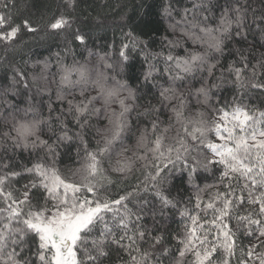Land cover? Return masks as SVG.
<instances>
[{
  "label": "snow or ice",
  "instance_id": "obj_1",
  "mask_svg": "<svg viewBox=\"0 0 264 264\" xmlns=\"http://www.w3.org/2000/svg\"><path fill=\"white\" fill-rule=\"evenodd\" d=\"M180 3L165 0L161 15L170 21L167 28L173 34L179 32L200 50L185 48V55H174L180 41L164 37L167 53L152 52L151 37L145 40L129 30L118 58L109 62L111 54L100 55L95 70L87 63L65 65L57 53L58 72L51 73L50 80L47 59L37 62L41 65L39 73H30L10 61L8 54L16 50L22 30L35 33L39 28L28 19L16 23L15 3L0 2V48L4 51L0 66L11 72L0 77V118L9 127L0 133V147L5 153L9 147L13 152L17 148L43 151L22 171H8L10 164L2 165L0 264H32V257L37 264H103L112 246L127 255L120 264H163L171 250L161 246L162 235L152 236L143 230L150 201L141 193L152 192L163 213L164 208L176 206L162 187L173 171L187 172L191 183L201 171L213 169L219 170V183L225 191L212 193L204 201L201 193L216 186H197L196 214L187 209L180 213L191 223L185 225L182 238H177L181 247L174 254L175 264H185L189 256V264H233L238 248L243 258L236 264H264V111L240 103L211 107L213 90L224 82L241 93L264 92V53L253 64L251 47L233 48L228 55L234 59L227 67L221 63L229 44L247 42L250 34L259 33L260 47L264 48V0L260 8L253 7L250 0H184V5L178 6ZM72 4L73 0H68V5ZM71 24L62 13L51 18L46 27L51 32H63ZM72 39L86 44V35L79 30ZM130 52L143 56L141 76L158 89L159 107L149 101L137 111L142 107L135 103L138 89L127 80L117 79L130 67ZM100 66L115 75L109 77ZM158 74L162 83L156 80ZM57 75L56 101L67 104L59 110L53 107L50 88ZM226 76L231 80L226 81ZM109 79L115 83L109 84ZM76 89L83 99H68ZM92 91L95 95L89 94ZM45 94L49 95L47 116L43 115ZM114 104L119 110L112 107ZM205 106L215 113L212 119L201 110ZM165 111L169 115L162 120ZM53 112L57 114L53 116ZM132 112H137L138 121L144 119V126L137 127L135 148L129 156L124 141L134 135L129 119ZM101 117L107 120L103 128L92 123ZM92 128L99 139L97 147L89 150L85 133ZM45 130L48 139L42 138ZM76 140L83 146V155L78 149V167L66 177L57 166L58 149ZM113 155L120 157L115 164ZM135 171H140L143 179L137 177L131 190H123L112 199L106 190L117 181L109 173L128 178ZM22 176L31 179L22 189L12 187ZM36 190L42 193L43 204H33ZM245 203L250 207L241 214ZM151 211L155 215V204ZM233 219L235 227L230 223ZM30 235L38 244L32 256H25ZM146 237L152 241L151 249L161 246L159 253L140 248ZM241 237L249 241L246 248L238 243Z\"/></svg>",
  "mask_w": 264,
  "mask_h": 264
},
{
  "label": "trees",
  "instance_id": "obj_2",
  "mask_svg": "<svg viewBox=\"0 0 264 264\" xmlns=\"http://www.w3.org/2000/svg\"><path fill=\"white\" fill-rule=\"evenodd\" d=\"M0 2H2V0H0ZM12 2H14L16 6L13 11L18 15L16 23H20L23 19H28L33 27L39 28V31L28 33L26 30H22L16 50L8 54L9 59L14 64L26 67L30 73H39L41 65L37 64V62L47 59L51 65L49 70L50 80L51 73L58 72L57 53H59L60 59L65 65L71 66L75 61L80 64L87 63L91 70H95L99 65L100 55H104L105 53L111 54V60L109 62H113L118 58L121 45L127 42L124 34L129 30L145 40L151 37L149 49L152 52L164 51L167 53L168 47L166 41L163 39L164 37L170 40L180 41V46L173 49L174 55H185V48L200 50L198 46L193 45L191 41L185 40L179 32L173 34L167 28V24L170 21L166 20L161 15L162 4L165 0H73L71 6L68 5V0H9V3ZM220 2L223 3V0H220ZM250 2L253 7L260 8L262 6V0H250ZM183 5L184 0H181L178 6ZM62 13L72 20L71 27L63 32H51L48 30L46 27L47 22L51 18L58 17ZM77 30L86 35L85 45H81L79 42L72 39V34ZM249 47L252 48L255 55V59L252 60V63L255 64L256 60L260 59V54L264 53V48L260 47L259 33H255L254 35L250 34L247 38V42L229 44L228 49L225 51V56L221 61L222 66L227 67L228 62L234 59L233 56L228 55L230 49L243 48L247 50ZM68 49L71 50L69 51ZM89 53L92 55H89ZM3 55L4 51L0 48V56ZM129 55L132 58L130 67L125 74L117 76V79L127 80L131 87L138 89L139 99L135 103L140 104L142 107L137 109V111H142L143 106H147L149 101L151 104L159 107L157 102L158 89L153 86L152 81L145 82L141 76V71L145 67L143 56L137 52H130ZM24 62L27 63L25 64ZM34 64L36 67L33 68L32 65ZM158 67L162 68L163 64L159 63ZM100 70L106 71L109 77L115 75V73L104 69L102 66H100ZM258 71L260 70L258 69ZM6 74L11 75L10 70H6L5 67L0 66V77H4ZM216 75H219L218 71ZM156 80L162 83L163 77L158 74ZM227 80H231V77L226 76V81ZM58 82L59 76L57 75L56 83L50 84V88L52 89L51 101L53 102V107L57 110L61 107L67 108L66 103L61 104L56 101L55 89ZM114 83V81L109 79V84ZM89 94L95 95V91ZM121 95H126V93H122ZM73 98L76 100L83 99L79 96V89H76L73 95L68 96V99ZM43 100L45 103L43 115L47 116L48 111L46 105L49 101V95L45 94ZM129 103L132 102L129 101ZM234 103L248 105L252 109L264 111V92L249 90L245 93H241L228 82L222 83L220 88L213 90V98L211 101L212 108L230 106ZM193 104H195V101H193ZM112 107L119 110L118 105L114 104ZM201 110L206 113V118L208 119H212L215 116V113L207 106L202 107ZM0 111H3V109H0ZM6 114L7 113H5V115ZM56 114V112L52 113L53 116ZM168 115L169 113L165 111L161 119H166ZM29 119H31V116ZM129 119L133 123L134 135L131 139H125L124 147L130 149L126 155L131 156L132 150L135 148L137 127L144 126V119L141 118L138 121L137 112H132ZM92 123L96 127L103 128L107 124V120L101 117L99 121L94 119ZM8 130V125L0 118V133ZM42 138L48 139L46 130L42 134ZM98 139L99 136L96 135L95 128L85 133V140L88 142L89 150H93L97 147L96 141ZM78 149L80 150V155H83V146L80 145L78 140L68 142L67 146L61 145L58 149L60 156L57 166L63 176L71 177L75 168L78 167L76 163ZM117 150H119V146ZM37 155L42 156L43 151L17 148L13 152L9 147L8 152L5 153L4 148L0 147V174L5 171L2 167L5 163L10 164L8 171L19 172L25 167H31ZM117 159H120V157L113 155L112 164H115ZM107 166L108 165H106V167ZM137 168H139V164H137ZM109 175L114 181H117L114 186H110L106 190L112 199L117 198L118 195H122L123 190H131L130 185H135L137 177L143 179L140 171H135L134 174L128 178L118 173L110 172ZM219 175L220 172L217 169H213L209 172L201 171L194 177L193 181L189 183L187 172L181 173L180 171H173L170 177L165 180L162 187L176 206L164 208L163 213L160 211V202L154 198L152 192L141 193L143 199L150 201V204L145 209V219L142 221L143 230L150 233L152 236L162 235L164 239L161 246L171 250V254L164 260L163 264H175L174 254L176 250L181 247L177 238H182L185 225L191 223L187 217L181 216L180 213L187 209L190 214H196L197 186L200 189H205L206 185L216 186L207 188L206 191L201 193V198L204 201H207L209 195L212 193L225 191L223 185L219 183ZM30 179V176L18 177L17 181L13 182L12 187L22 189V186L28 183ZM225 183H227V181H225ZM32 202L33 204L44 203L43 195L40 191H33ZM153 204L156 206L155 215H153L151 211ZM249 207L250 206L245 203L244 207L240 210L241 214ZM201 216L203 217V213H201ZM230 223L235 227V219ZM151 243L152 241L146 237L145 241L141 242L139 246L143 250L159 253L161 246L151 249ZM238 243L246 248L249 241L241 237ZM37 244V238L34 235H30L26 244V248L29 249V251L25 252V256H32V253L36 251ZM241 258H243L242 253L238 248L233 264H236L237 260ZM121 259L126 260L127 255L120 249L112 246L110 248V255L103 260V264H120ZM190 260L191 257H187L185 264H189ZM32 264H37L35 257H32Z\"/></svg>",
  "mask_w": 264,
  "mask_h": 264
},
{
  "label": "rangeland",
  "instance_id": "obj_3",
  "mask_svg": "<svg viewBox=\"0 0 264 264\" xmlns=\"http://www.w3.org/2000/svg\"><path fill=\"white\" fill-rule=\"evenodd\" d=\"M49 207H51V205L49 204Z\"/></svg>",
  "mask_w": 264,
  "mask_h": 264
}]
</instances>
